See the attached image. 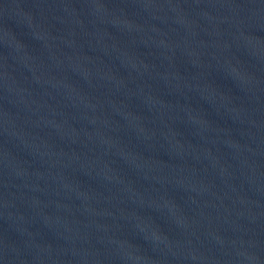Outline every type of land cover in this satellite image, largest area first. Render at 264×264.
Segmentation results:
<instances>
[{
    "label": "water",
    "instance_id": "obj_1",
    "mask_svg": "<svg viewBox=\"0 0 264 264\" xmlns=\"http://www.w3.org/2000/svg\"><path fill=\"white\" fill-rule=\"evenodd\" d=\"M0 264H264V0H0Z\"/></svg>",
    "mask_w": 264,
    "mask_h": 264
}]
</instances>
